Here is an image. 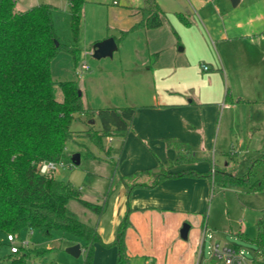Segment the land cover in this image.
<instances>
[{
    "label": "crops",
    "instance_id": "1",
    "mask_svg": "<svg viewBox=\"0 0 264 264\" xmlns=\"http://www.w3.org/2000/svg\"><path fill=\"white\" fill-rule=\"evenodd\" d=\"M155 1L163 24L132 31L116 60L94 66L88 106L135 112L125 132L105 138L113 167L105 196L111 192L104 213L82 221L100 238L90 264H116L124 220L127 264H196L212 222L216 175L237 174L234 158L264 148V1L254 0L261 7L250 10V0L242 10L243 0L235 7L230 0H176L175 8ZM143 5L112 11L117 36L104 39L138 22Z\"/></svg>",
    "mask_w": 264,
    "mask_h": 264
},
{
    "label": "trees",
    "instance_id": "2",
    "mask_svg": "<svg viewBox=\"0 0 264 264\" xmlns=\"http://www.w3.org/2000/svg\"><path fill=\"white\" fill-rule=\"evenodd\" d=\"M66 2L68 10L41 3L18 12L16 0H0V233L4 239L7 235L19 238L24 229L38 231L47 238L57 231L69 234L73 243L81 244L84 264H90V253L100 240L99 234L95 226L80 221L68 209V203L75 200L99 217L111 191L101 203L89 202L71 183L41 173L39 166L61 161L68 144L76 142L79 136L102 149L103 139L128 129L135 109L86 108L76 81L53 80L51 63L58 53H68L75 63L82 53L80 24L87 0ZM138 12L139 21L114 38L117 46L132 31L155 29L164 22L165 15L155 0H144ZM76 119L87 123L88 130L73 131ZM245 178L226 172L216 175L215 181L221 186H247ZM251 189L263 190L264 182ZM262 223V218L256 222L255 242L263 250L264 259ZM125 226L126 220L114 241L116 264L128 263ZM9 246L0 239V248ZM22 249L18 246L17 253H10V264L25 263L27 254L21 253Z\"/></svg>",
    "mask_w": 264,
    "mask_h": 264
},
{
    "label": "rangeland",
    "instance_id": "3",
    "mask_svg": "<svg viewBox=\"0 0 264 264\" xmlns=\"http://www.w3.org/2000/svg\"><path fill=\"white\" fill-rule=\"evenodd\" d=\"M21 1L25 2L26 5L21 8L19 0L15 7L18 12L27 11L41 3H48L62 10H68L66 0ZM113 1L87 0L83 6L80 24L79 45L82 53L79 60L75 63L68 53L60 52L53 58L51 63L53 80L57 82L76 81L79 90L82 92L83 106L86 108H90L88 106L89 92L92 86L95 85L93 80L98 74V69L94 70V66L103 67L102 65L109 64L117 58V53L113 57L101 59H96L93 56V46L102 41L106 35L116 31L115 23L117 19L111 15L112 11L116 12L123 9L122 6L124 7V5L136 6L142 5L144 2V0L137 2L118 0V5H113ZM159 2L171 8H175L177 5L176 0H159ZM255 2L254 0L249 1L250 8L248 10L256 9L258 4H253ZM245 3L246 0H243L239 10H242ZM258 7L260 9L261 5H258ZM113 35H116V33ZM82 63L86 64L88 70L81 77H78L76 72ZM56 96L60 99V92L57 88ZM96 123L98 124V121ZM72 130L75 132L86 131L88 125L84 121L76 119L72 124ZM258 141L259 136L253 139L255 144L259 143ZM93 145L87 142V138L80 136L76 142L69 143L65 157L60 161L63 163V167L57 166L52 175L60 181L71 183L81 193L83 199L98 204L102 202L112 181L113 167L105 157L104 151L108 146L106 139L102 140V149ZM76 154L80 155V163L78 166H71V158ZM262 155H264V148L259 153H252L245 156V158H234L237 175L241 178L246 176L247 186H241V184L213 185L209 199V208L213 213L212 222L210 221L208 225V234L213 236L214 239L205 238L204 240L202 264H209L210 262L208 247L212 242L219 245H237L241 247L247 253L246 259L248 261L258 258L263 259L261 256L263 250L255 242V239L257 235L256 222L259 218L263 219L262 224L264 227V189L260 191L251 189L256 183L264 182V157ZM232 178L234 177L232 176ZM68 209L84 222L86 217L92 214L91 211L75 200L69 201ZM239 230H242L245 234L243 236L236 235ZM1 238L4 237L0 233ZM70 238L69 234L60 231L54 232L51 238H47L38 231L30 232L24 229L20 233V237L16 238L14 244L16 246L22 245L23 251L21 253L27 254L24 264H84V255L75 258L66 252L67 245L70 244ZM256 252H259L258 257L255 256ZM10 263L9 247L0 248V264Z\"/></svg>",
    "mask_w": 264,
    "mask_h": 264
},
{
    "label": "built area",
    "instance_id": "4",
    "mask_svg": "<svg viewBox=\"0 0 264 264\" xmlns=\"http://www.w3.org/2000/svg\"><path fill=\"white\" fill-rule=\"evenodd\" d=\"M135 1V0H133ZM118 0L113 1V5H117ZM204 70H207V67H203ZM88 70V67L85 63H82L76 72V76L81 77V75ZM57 166L63 167L62 162H44L39 166V171L43 174H52ZM72 166V164H71ZM205 238L212 239L210 234H206V230L203 232V240L201 242V247L198 251V259L196 264H201L203 258V245ZM16 237L13 235H7L5 241L10 244L9 252L17 253L18 246L15 243ZM22 246V245H21ZM246 252L241 247H236L235 245H219L215 242H212L208 247V256L210 259L209 264H255V261H260L264 264V259H254L248 261L246 259ZM259 252L255 253V256L258 257Z\"/></svg>",
    "mask_w": 264,
    "mask_h": 264
},
{
    "label": "water",
    "instance_id": "5",
    "mask_svg": "<svg viewBox=\"0 0 264 264\" xmlns=\"http://www.w3.org/2000/svg\"><path fill=\"white\" fill-rule=\"evenodd\" d=\"M233 7L237 5L239 0H230ZM117 45L115 43L114 38L109 37L107 39H104L100 42H97L93 46V56L96 59L106 58V57H112L113 53L116 51ZM80 163V155L76 154L71 158V164L74 166H78ZM189 224L185 223L183 224L181 230H180V237L182 239L187 238V234L189 231ZM66 252L75 257L78 258L81 254V246L79 243L74 244L66 249Z\"/></svg>",
    "mask_w": 264,
    "mask_h": 264
}]
</instances>
